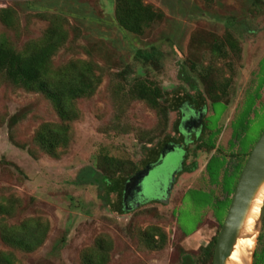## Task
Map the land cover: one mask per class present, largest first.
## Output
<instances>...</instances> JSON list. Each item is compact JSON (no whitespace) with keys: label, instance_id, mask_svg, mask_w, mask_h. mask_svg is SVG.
<instances>
[{"label":"rangeland","instance_id":"rangeland-1","mask_svg":"<svg viewBox=\"0 0 264 264\" xmlns=\"http://www.w3.org/2000/svg\"><path fill=\"white\" fill-rule=\"evenodd\" d=\"M143 1L165 18L145 35L134 36L117 26L114 0H0V42L23 52L57 28L65 38L52 58V69L87 61L99 67L102 79L92 96L77 101L72 140L59 159L38 152L33 143L42 124L60 123L52 103L0 79V203L15 207L10 225L30 218L50 225L38 250L15 252L18 264H82V254L99 237L112 245L108 264H183L188 255L197 261L200 248L220 232L228 201L218 204L216 192L204 184L181 200L178 192H171L167 204L148 203L121 215L105 204L101 186L90 183L98 177L94 175L104 156L134 162L142 170L149 150L165 136L179 141L174 129L181 112L170 111L162 118L131 95L136 80L156 82L168 105L192 93L186 80L191 77L206 97V107L204 130L185 153L191 163L199 154L208 159L215 151L212 179L225 169L222 183L228 189L222 188L233 189L236 180L230 174L246 162L264 131V5L254 6V0ZM2 9L14 13L12 26L2 21ZM228 33L238 41L239 55L212 51L215 42L227 49ZM152 47L162 53L157 65L136 59L138 51ZM215 95L220 102L212 105ZM230 133L234 135L228 143ZM111 201L117 203L116 197ZM150 227L166 234L157 248L147 242ZM263 249L264 221L258 255ZM0 250L9 251L1 239Z\"/></svg>","mask_w":264,"mask_h":264},{"label":"trees","instance_id":"trees-1","mask_svg":"<svg viewBox=\"0 0 264 264\" xmlns=\"http://www.w3.org/2000/svg\"><path fill=\"white\" fill-rule=\"evenodd\" d=\"M115 20L117 26L126 33L134 36H143L155 25L161 23L165 15L162 11L155 9L152 5L145 4L143 0H114ZM264 5V0H254V6ZM14 13L10 9L1 10V19L8 25L14 24ZM234 26V22H229ZM65 36L57 28L49 29L41 42H32L23 52H19L7 41L0 42V79L9 82L15 87L22 88L29 92H36L46 97L53 105L60 123L42 124L34 135V145L38 152L46 154L52 158L59 159L61 152L66 150L72 140V126L79 117L77 101L92 96L101 83V76L97 74L99 67L87 61L72 63L69 67L54 71L52 69V58L60 49ZM225 47L215 42L212 45L214 53L233 52L239 55L241 52L238 41L228 33L225 38ZM226 54H223L225 56ZM162 56L157 47H152L149 51H138L136 59L157 65ZM183 73V72H182ZM184 74V73H183ZM186 78V77H185ZM205 78V77H204ZM187 83L192 93L176 97L170 104L165 105L166 93L154 81L137 79L132 85L130 93L139 101L145 102L150 108L159 111L162 118H168V112H179L182 106L196 104L197 107H206V97L200 91L196 82L190 77ZM210 91V90H209ZM212 105L220 102V96L211 97ZM181 122L177 121L175 133L179 132ZM171 139L170 135L158 142L155 147L149 150L148 156L142 161L146 166L159 160L160 154L166 143ZM167 140V142H166ZM166 142V143H165ZM32 157L36 153L30 151ZM214 157L207 164L209 176L212 179L210 164ZM245 161L236 170L235 184L232 190L228 191L227 209L231 203L237 180L244 167ZM196 163L184 169V173H192L196 170ZM95 176H98L92 184H98L103 190L102 199L105 204L114 206L115 212L123 215L122 198L125 181L139 171V165L131 161L116 159L104 156L101 164L97 166ZM210 169V170H209ZM83 182V181H81ZM79 184V182H78ZM115 196L116 202L111 201ZM0 203V215H4L0 221V239L9 251L0 250V264H18L15 252L33 253L38 250L46 241L50 232L48 222L41 219L30 218L22 221L18 225H10L8 218L14 215L13 204ZM152 204H157L154 202ZM122 206V207H121ZM222 224H219L221 227ZM148 244L151 248H157L165 241L166 234L159 227H150L147 231ZM219 232L212 238L208 245L200 248V255L197 261L191 256H186L183 264H213L214 252L217 244ZM159 236L158 241L155 237ZM186 236V235H185ZM110 241L104 237H99L92 249L86 250L82 254V264H108L109 252L111 250ZM254 264H264V249L261 254L255 253Z\"/></svg>","mask_w":264,"mask_h":264},{"label":"water","instance_id":"water-1","mask_svg":"<svg viewBox=\"0 0 264 264\" xmlns=\"http://www.w3.org/2000/svg\"><path fill=\"white\" fill-rule=\"evenodd\" d=\"M201 118L202 116L198 119V133L201 132L203 126ZM190 121L188 117H184L183 126ZM175 150L174 145H165L157 162L149 163L125 181L122 198L124 211L130 212L150 202L165 204L169 202L168 198L174 188L176 175L183 171V160L177 165ZM159 188L162 193L160 191L157 195ZM262 189H264V131L248 155L237 180L231 203L217 238L213 264H232L230 258L240 237H254L255 247L251 258L244 259L242 263L254 264L257 241L264 221V197L253 227V235L246 234V226L254 201Z\"/></svg>","mask_w":264,"mask_h":264},{"label":"crops","instance_id":"crops-1","mask_svg":"<svg viewBox=\"0 0 264 264\" xmlns=\"http://www.w3.org/2000/svg\"><path fill=\"white\" fill-rule=\"evenodd\" d=\"M215 155V152H213L211 155H209L208 159H206L205 157H203L202 155L199 154V158L196 159L194 162L197 163V167L196 170L192 173H183L182 175H180L178 177V179H176L175 183H174V188L172 190V194H175V192H178L177 194H179L180 200L181 198L187 193L189 192L192 188H194L195 186H207L209 188H211L212 191L216 192V197H217V202L218 204H224L228 201V199L230 198V196H228V191H226L224 188H222L223 186H226L228 189L227 185H223L222 180L225 178V169H222L221 172L219 173V175H216L214 179H211L209 176V172H208V168H207V163L209 161V159ZM185 165H182L183 169H184ZM232 178V176H231ZM179 200V202H180ZM173 201V198L171 197V200ZM213 220H210L212 222H217L216 219L214 217H212ZM218 223V222H217ZM202 230L197 231L195 234H197L198 232H201ZM193 234V235H195ZM192 235V236H193ZM189 236V237H192Z\"/></svg>","mask_w":264,"mask_h":264},{"label":"flooded vegetation","instance_id":"flooded-vegetation-1","mask_svg":"<svg viewBox=\"0 0 264 264\" xmlns=\"http://www.w3.org/2000/svg\"><path fill=\"white\" fill-rule=\"evenodd\" d=\"M203 110H204V108L197 107L196 104H193V106L190 105V104H188V105H186V106H182V107H181V110H180V112H181V119L178 120L179 123L181 122L180 127H179V132L177 133V135L179 136V141H178L177 139H175L174 137H172V139L169 141V143H170L171 145H174V147H175V149H176V150H175V153H176L177 165H179L178 156H179L180 151H183V152H184V154H183L184 157H182V158H183V164H182V165H185V166H184V169H185L186 167H190L191 164L196 163V162H194V161H195L196 159H198V158H196L193 162L189 163L190 155L185 153V149H186V147H187L189 144L192 143L193 140H195L196 138H198L199 135H200L201 132H202L203 127H202V129H201L200 134L197 132V125H198V119H199V117L204 115ZM184 117H188L189 120H191V121L188 122V123H186V124L183 126V118H184ZM192 127H193V128H192ZM184 128H188L187 133L185 132ZM190 128H192V129H190ZM203 130H204V129H203ZM221 134H222V133H221ZM221 134H220V135H221ZM233 135H234V134H233ZM233 135H232V133L229 134V140H228V143L231 141ZM169 143H168V144H169ZM202 144H203V143H202ZM166 145H167V144H166ZM164 147H165V146H164ZM179 147H180L181 149L178 150ZM252 149H253V148H252ZM216 150H217V149H216ZM214 152H215V151H214ZM212 153H213V152H212ZM212 153H211V154H212ZM211 154H210V155H211ZM194 156L197 157V155H194ZM213 157H216V155H213L211 158H213ZM211 158H210V159H211ZM210 159H209V161H210ZM209 161H208V162H209ZM196 164H197V163H196ZM207 164H208V163H207ZM207 164H206V165H207ZM146 165H148V164H146ZM238 166H239V165H237V166L235 167V169H236ZM227 167H228V166H227ZM184 169H183L182 172H180V173H178V174L176 175V179H178V177L184 173ZM227 171H228V170H227ZM228 174H229V173H228ZM230 176H232V178H233V177H234V174H230ZM234 178H235V177H234ZM150 203H154V202H150ZM157 203H158V202H157Z\"/></svg>","mask_w":264,"mask_h":264},{"label":"bare ground","instance_id":"bare-ground-1","mask_svg":"<svg viewBox=\"0 0 264 264\" xmlns=\"http://www.w3.org/2000/svg\"><path fill=\"white\" fill-rule=\"evenodd\" d=\"M263 197H264V189L261 190L259 196L254 201L251 215L247 221V226H246L247 235H253V227H254L256 218L258 216L260 207L262 205ZM254 247H255L254 237L252 238H249V237L241 238L240 237L234 247L232 256L230 258V262L232 264H242L244 259L249 260L251 258V253L254 250Z\"/></svg>","mask_w":264,"mask_h":264}]
</instances>
